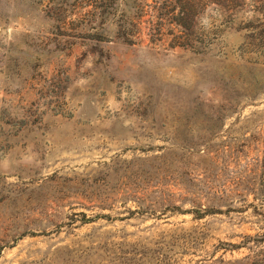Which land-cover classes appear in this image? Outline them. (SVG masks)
<instances>
[{"label": "rangeland", "instance_id": "1", "mask_svg": "<svg viewBox=\"0 0 264 264\" xmlns=\"http://www.w3.org/2000/svg\"><path fill=\"white\" fill-rule=\"evenodd\" d=\"M0 264H264V0H0Z\"/></svg>", "mask_w": 264, "mask_h": 264}]
</instances>
